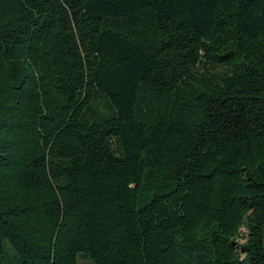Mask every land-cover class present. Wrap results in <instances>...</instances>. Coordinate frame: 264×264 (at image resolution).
<instances>
[{"label":"trees","instance_id":"trees-1","mask_svg":"<svg viewBox=\"0 0 264 264\" xmlns=\"http://www.w3.org/2000/svg\"><path fill=\"white\" fill-rule=\"evenodd\" d=\"M264 264V0H0V264Z\"/></svg>","mask_w":264,"mask_h":264},{"label":"rangeland","instance_id":"rangeland-1","mask_svg":"<svg viewBox=\"0 0 264 264\" xmlns=\"http://www.w3.org/2000/svg\"><path fill=\"white\" fill-rule=\"evenodd\" d=\"M79 264H89L87 261H84V260H80L79 261Z\"/></svg>","mask_w":264,"mask_h":264}]
</instances>
